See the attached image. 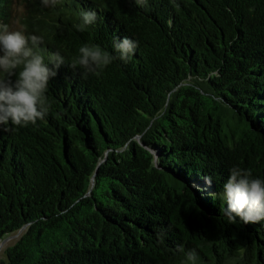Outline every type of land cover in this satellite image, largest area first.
I'll list each match as a JSON object with an SVG mask.
<instances>
[{"label": "trees", "instance_id": "16d2710c", "mask_svg": "<svg viewBox=\"0 0 264 264\" xmlns=\"http://www.w3.org/2000/svg\"><path fill=\"white\" fill-rule=\"evenodd\" d=\"M26 7L45 63L64 64L45 119L0 126V245L16 238L0 264H185L178 245L196 264H264V220L230 224L222 197L232 167L264 180V0ZM82 10L97 20L78 31ZM15 18L0 0V22ZM123 37L126 63L79 67L81 46Z\"/></svg>", "mask_w": 264, "mask_h": 264}, {"label": "clouds", "instance_id": "9594fccd", "mask_svg": "<svg viewBox=\"0 0 264 264\" xmlns=\"http://www.w3.org/2000/svg\"><path fill=\"white\" fill-rule=\"evenodd\" d=\"M144 7L147 0H135ZM60 0H41L44 7H55ZM82 23L78 31L97 20L95 10H82ZM10 28L0 22V126L25 127L35 125L45 119L50 105L46 95L50 80L57 75V70L64 64V57L59 52L49 54V63L37 50L43 39L37 35L26 34L27 29L19 22ZM137 44L128 37L115 38L113 52L102 49L99 45L84 44L79 48L78 65L87 73L99 74L114 60L127 62L134 54ZM75 66V65H73ZM205 183L211 185L212 177L205 176ZM222 197L226 207L223 214L230 224L238 220L243 224H256L264 220V180L253 178L250 170L240 167L229 169V175L223 184ZM178 252L185 258V264H196V249H185L178 245Z\"/></svg>", "mask_w": 264, "mask_h": 264}, {"label": "rangeland", "instance_id": "374dc122", "mask_svg": "<svg viewBox=\"0 0 264 264\" xmlns=\"http://www.w3.org/2000/svg\"><path fill=\"white\" fill-rule=\"evenodd\" d=\"M30 1H36V0H14V13H15V16L16 18L14 19L11 28H15L17 27L18 25L14 22H19V25H20V21H19V18H20V15H23L24 12L26 11V6L28 4V2ZM16 241V238H12V239H9L7 240L6 242H4L2 245H0V261L1 260H4L5 259V256H4V250L9 247V246H12Z\"/></svg>", "mask_w": 264, "mask_h": 264}, {"label": "water", "instance_id": "95a60500", "mask_svg": "<svg viewBox=\"0 0 264 264\" xmlns=\"http://www.w3.org/2000/svg\"><path fill=\"white\" fill-rule=\"evenodd\" d=\"M236 117L239 118L238 116H236ZM248 128L250 129V132H252V133L255 134V131L253 130L252 126H248ZM182 187H183L184 189H187V188L184 187L183 185H182ZM188 192L190 193V195H191V197H192V199H193V201H194L195 207L197 208L199 214H200L202 217L208 216L207 211L204 210V209L199 205L198 200H197V197H196V194L194 193V191L188 189Z\"/></svg>", "mask_w": 264, "mask_h": 264}]
</instances>
